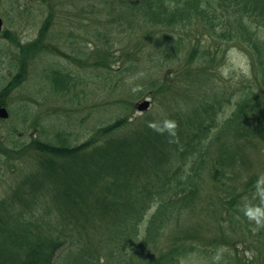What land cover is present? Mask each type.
I'll return each mask as SVG.
<instances>
[{
	"label": "trees",
	"instance_id": "obj_1",
	"mask_svg": "<svg viewBox=\"0 0 264 264\" xmlns=\"http://www.w3.org/2000/svg\"><path fill=\"white\" fill-rule=\"evenodd\" d=\"M85 1L84 19L101 25L98 38L105 35L109 43L97 65L108 66L107 56L117 51L115 28L129 32L132 41L122 49L134 62L126 68L134 72L129 78L147 80L161 96L173 85L181 88L162 103L172 107L167 118L178 121V141L169 143L166 134L148 127L165 118L151 113L121 117L75 145L40 139L25 143L41 153V171L35 180L26 177L21 195L11 196L12 191L0 198V264H181L182 247L190 250L198 241L205 242V253L209 244L230 245L237 250L229 258L232 264H253L257 256L243 257L236 240L226 234L206 239L200 223L182 230L184 235L162 257L147 259L143 248L152 251V235L184 211L190 218L229 219L245 237L243 244L247 237L258 241L264 232L254 235L237 210L251 197L259 175L247 149L264 146V0ZM97 4L109 8L107 19L101 18ZM51 23H45L43 33ZM136 33L140 39L134 38ZM230 44L247 52L253 75L235 90L224 86L219 71ZM38 45L45 48L44 36L32 48ZM172 64L175 70L164 71ZM113 70L108 78L126 82L121 70ZM11 78L7 91L20 77ZM117 82V87L127 86ZM143 90L136 95L144 96ZM0 102L6 104L1 95ZM233 102L232 114L224 117ZM215 143L217 152L211 156L208 148ZM148 214L151 222L142 238Z\"/></svg>",
	"mask_w": 264,
	"mask_h": 264
},
{
	"label": "rangeland",
	"instance_id": "obj_2",
	"mask_svg": "<svg viewBox=\"0 0 264 264\" xmlns=\"http://www.w3.org/2000/svg\"><path fill=\"white\" fill-rule=\"evenodd\" d=\"M86 5L85 0H0V17L4 21L0 33V95L6 101L4 105L9 112L7 118H0V198L12 191L11 196L21 195L22 189L26 191L22 183L26 177L31 175L35 180L37 173L41 171V153L24 145L31 139L49 141L56 145H75L97 135L100 127L121 117L131 115V119H135L152 113L156 117L167 118L172 112L171 106H164L162 103L175 95L178 85L171 86V93L163 92L166 94L161 96L156 94L152 84L147 85L150 83L147 80L140 79L137 82L132 76L129 78L134 72H129L126 68L134 62L132 56L129 57L126 53L127 50H122L132 42L127 36L129 32L119 33L113 29V37L117 42V46L113 48L117 51L110 58L107 56L108 66L97 65L99 57L105 54H101V51H107L109 43L106 45L105 35L98 38L99 31H103L101 25L97 28L91 20L84 19L83 7ZM96 9L101 11L103 20L108 18L109 8L97 4ZM51 19V29L48 27L46 32L49 33L46 36L47 33L42 31L45 23L49 20L51 22ZM132 31L130 27V35ZM40 36L45 37V48L40 45L32 48ZM134 38L140 39L141 33H136ZM230 48L244 53L250 63L247 52L239 44H230ZM232 56L238 62L241 59L237 52H233ZM114 68L121 70L120 77L126 82H121L119 77L108 78ZM171 68L176 69L172 64L165 66L164 71ZM144 72L148 73L149 70L144 68ZM62 73L67 74V77H61ZM15 74L19 75V80L14 82L12 89L5 90L11 76ZM252 77V70L250 78L237 77L233 73L231 78L223 80V84L226 88L235 90L249 84ZM117 80L127 86L121 84L117 87ZM136 85L144 89V96L140 97L132 91V87ZM127 98L131 100L130 103L126 102ZM145 99L151 101V106L139 111L137 105ZM187 105L190 106L191 103ZM233 110L234 102L225 108L223 116L227 117ZM258 146H250L247 153L252 162L251 168L260 175L264 174V146ZM210 151L211 156L213 151L217 152L216 143L208 148V152ZM206 188L208 191L212 190L210 184ZM11 201L17 203L13 199ZM153 211L155 209L150 214ZM150 214L142 225V238L147 234ZM199 223L206 239L226 234L228 239L236 240L235 246L243 257L256 255L253 264H264V244L258 243H263L264 232L259 235L258 241L254 242L251 237H247L243 244L245 237L239 234V230L235 231L229 219L220 223L219 219L213 217L190 218L185 211L182 216H175L167 229L160 227L159 233L152 235L151 239L156 238L152 240V251L145 246L144 257L150 259L168 254L176 238L184 235L185 231L182 230L198 226ZM179 242L183 241H177L176 244ZM195 244L198 247L190 250L182 247L181 264H210L216 245L209 244L208 252L205 253L204 241ZM221 245L228 249L225 253L229 256L225 258L227 264H232L229 258L237 250L227 244ZM175 263L176 260L173 264Z\"/></svg>",
	"mask_w": 264,
	"mask_h": 264
},
{
	"label": "clouds",
	"instance_id": "obj_3",
	"mask_svg": "<svg viewBox=\"0 0 264 264\" xmlns=\"http://www.w3.org/2000/svg\"><path fill=\"white\" fill-rule=\"evenodd\" d=\"M233 52L239 53L241 59L239 62L232 56ZM220 75L224 79H229L232 74L235 73L237 77L244 76L246 78L251 77V66L247 59V56L239 52L238 49H228V54L225 57L224 65H221ZM142 74H137V78ZM142 88L139 85L133 87V92L141 91ZM148 127L152 131L159 135H167L169 143L178 141L177 129L179 127L178 121L172 118H164L163 120L150 121ZM238 213H242L243 217L249 222L251 231L253 234H258L261 230H264V174L257 176L253 183V191L251 197L245 199L240 205L237 206ZM239 215L237 219H239ZM228 251L224 245H219L215 248L211 257L210 264H227L225 260V253ZM252 256L249 255V259Z\"/></svg>",
	"mask_w": 264,
	"mask_h": 264
},
{
	"label": "water",
	"instance_id": "obj_4",
	"mask_svg": "<svg viewBox=\"0 0 264 264\" xmlns=\"http://www.w3.org/2000/svg\"><path fill=\"white\" fill-rule=\"evenodd\" d=\"M3 20L0 18V28L2 26ZM150 100L145 99L144 101L140 102L137 105L138 110L144 111L147 110L150 106ZM9 115V112L7 111V108L0 104V118H7Z\"/></svg>",
	"mask_w": 264,
	"mask_h": 264
},
{
	"label": "flooded vegetation",
	"instance_id": "obj_5",
	"mask_svg": "<svg viewBox=\"0 0 264 264\" xmlns=\"http://www.w3.org/2000/svg\"><path fill=\"white\" fill-rule=\"evenodd\" d=\"M28 15V14H27ZM2 30H0V33H1Z\"/></svg>",
	"mask_w": 264,
	"mask_h": 264
}]
</instances>
